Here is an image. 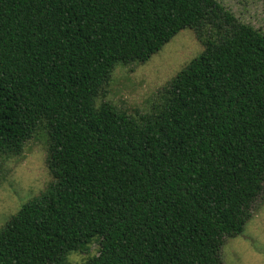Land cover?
Returning a JSON list of instances; mask_svg holds the SVG:
<instances>
[{
  "label": "trees",
  "instance_id": "1",
  "mask_svg": "<svg viewBox=\"0 0 264 264\" xmlns=\"http://www.w3.org/2000/svg\"><path fill=\"white\" fill-rule=\"evenodd\" d=\"M203 43L144 113L118 63ZM43 138L50 182L0 228V264H221L264 191V33L217 0H0V157Z\"/></svg>",
  "mask_w": 264,
  "mask_h": 264
},
{
  "label": "rangeland",
  "instance_id": "2",
  "mask_svg": "<svg viewBox=\"0 0 264 264\" xmlns=\"http://www.w3.org/2000/svg\"><path fill=\"white\" fill-rule=\"evenodd\" d=\"M240 22L264 33V0H217ZM203 50L192 28L180 29L157 52L141 63H118L106 84L107 100L128 113H144L154 103L163 86ZM51 180L43 138L25 142L22 152L0 157V228L20 206L36 196ZM93 242L85 251L71 252L67 264H80L97 254ZM221 264H264V191L254 203L250 219L241 234L224 237Z\"/></svg>",
  "mask_w": 264,
  "mask_h": 264
}]
</instances>
